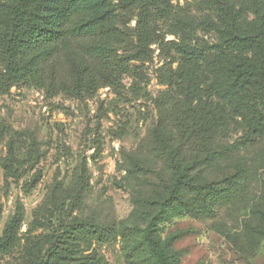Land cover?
Returning a JSON list of instances; mask_svg holds the SVG:
<instances>
[{
  "label": "rangeland",
  "instance_id": "rangeland-1",
  "mask_svg": "<svg viewBox=\"0 0 264 264\" xmlns=\"http://www.w3.org/2000/svg\"><path fill=\"white\" fill-rule=\"evenodd\" d=\"M224 13L248 36L264 29V0H154L156 41L144 60L129 59L133 41L108 62L88 50L92 39L84 37L44 62L43 87L8 80L1 64L0 242L11 226L17 235L0 249V264H32L33 242L25 236L32 227L47 233L89 222L116 232L143 227L175 178L154 130L161 127L177 143L210 120L207 149L233 146L248 169L243 187H231L211 212L162 222L155 235L173 264H264V136L251 140L244 109L224 97ZM135 25V11H125L120 26ZM119 57L127 59L118 63ZM200 165L192 172L208 179L235 170L230 162ZM134 242L119 235L91 247L110 264H155L147 252L127 259Z\"/></svg>",
  "mask_w": 264,
  "mask_h": 264
},
{
  "label": "trees",
  "instance_id": "trees-1",
  "mask_svg": "<svg viewBox=\"0 0 264 264\" xmlns=\"http://www.w3.org/2000/svg\"><path fill=\"white\" fill-rule=\"evenodd\" d=\"M153 1L0 0V66L4 65V77L12 82L26 79L36 87H43L44 62L60 49L69 50L74 39L84 37L92 39L88 50L108 62L118 57L117 51L121 46L133 41L137 50L129 59H146L156 41L152 27ZM132 10L136 13L135 28L121 27L122 14ZM222 28L225 39L220 53L224 58L225 83L228 84L224 97L228 99L227 103L244 109L243 117H248V134L251 140H255L264 136V29L248 36L240 31L237 19L228 13L222 14ZM126 59L119 57L118 63ZM113 77L109 83H113ZM220 122L225 125L226 119L221 118ZM214 126V120L201 123L200 129L195 130L197 134L183 132L177 143H172L161 127L154 130L153 135L160 150L167 155L175 178L167 194L155 201L157 210L143 227L134 225L116 232L89 222L52 233L45 232L43 226L32 227L25 233L26 240L33 242L28 248L30 262L70 264L73 260V264H110L105 255L92 248L91 244L94 241L106 243L122 235L139 241L128 248V260L147 252L155 264H173L165 245L155 235L160 224L183 214L213 211V204L228 197L232 189L236 191L243 187L239 180L248 171L242 158L237 161L233 146L226 145L230 147L226 150L207 149L205 141L211 138L207 132ZM188 144H194L196 148L188 150ZM203 147L201 155L199 149ZM34 153L32 149L30 154ZM192 154L197 157L193 163ZM219 161L234 164V172L223 174L219 179L205 178L202 170L195 174L192 172L197 163H201L202 168ZM14 232L13 226L7 229L0 249L9 248V243L17 235ZM83 243L88 244L87 247L81 246ZM77 245V249H71Z\"/></svg>",
  "mask_w": 264,
  "mask_h": 264
}]
</instances>
